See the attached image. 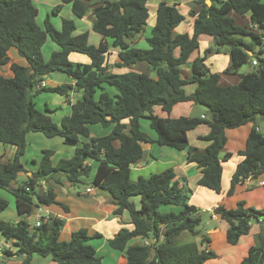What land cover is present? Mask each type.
<instances>
[{
  "label": "trees",
  "instance_id": "1",
  "mask_svg": "<svg viewBox=\"0 0 264 264\" xmlns=\"http://www.w3.org/2000/svg\"><path fill=\"white\" fill-rule=\"evenodd\" d=\"M60 1L71 5L77 18L86 14L84 0ZM211 1L209 6L205 0L197 2L202 7L192 14L195 19L191 36L174 32L184 20L176 5L166 1L159 3L155 24L146 39L149 47L141 49L131 44L146 29L149 0H104L96 5L92 10V30L101 36L98 46L89 44L87 33L73 35L75 24L72 20L63 19L60 30H56L49 20L44 21L43 27L39 26L36 22L38 10L32 0H0V65L9 63L10 48H15L27 63L26 66L10 64L11 77L0 75V144L15 148L10 162L0 160V190L12 195L20 216L16 223L0 219V235L14 243L16 256L24 257L21 264H30L35 255L50 257L58 264H101L100 257L88 244L100 234L89 235L81 228L73 231L68 241H61L63 219L48 216L36 228L26 221L40 206L60 205L67 210L57 201L52 188L46 187L42 193L38 190L41 182H59L60 176L71 186H77L92 175L91 184L110 194L116 206L114 215L128 213L133 229L122 228L108 240L111 249L124 255L126 264H205L216 257L213 251L200 250L194 240L189 241V238L201 235V218L195 215L197 209L188 203L191 191L178 186L172 168L139 177L135 182L131 180V166L143 154L141 143H153L159 147L186 150L188 162L195 163L201 170L198 185L219 194L221 164L231 156L225 154L223 160L219 159L226 143L225 130L264 120L263 51L254 53L252 45L245 43L243 37L249 36L257 42L258 35L235 24L233 19V13L240 16L250 13L251 24L264 29V0ZM61 5L54 9H60ZM201 35L213 39L215 52L219 53L224 47L229 50L231 65L224 74H237L250 58L257 62L255 70L241 75L236 85H219V75L209 72L203 57L189 62L191 54L198 49ZM47 38L59 49L45 60L41 50ZM110 47L120 49L115 67L146 62L151 74L109 71L105 57ZM176 49L179 50L177 56ZM246 51H251L252 55ZM71 53L87 56L90 63L74 65L69 60ZM184 68L189 72L185 73ZM54 71L74 79L76 87L65 84L37 89L36 84ZM104 84L113 87L117 94L110 96L104 91ZM188 84L195 85L190 95L184 91ZM73 89L81 91V98L72 104L71 114L64 117L60 125L36 109L32 101V96L41 92L66 95ZM98 90L101 92L96 99ZM186 101L205 107L208 119H171L153 115L156 105L169 112L176 103ZM142 119L148 120L155 139L142 129ZM201 124L209 127V133L200 137L209 145L199 154L189 146L187 132ZM90 125L112 126V129L107 135L90 138L76 148L70 158L60 159L56 164L52 161L53 151H42L36 170L22 185L13 186L25 171L20 158L25 152L27 133L38 132L47 138L62 137L76 143L80 137L89 138ZM115 142L119 143L117 147ZM238 154L243 159L233 173L226 192L228 196L248 177L264 173V133L254 126L247 137L245 150ZM135 196L140 198L139 209L131 201ZM166 206L181 209L163 210ZM7 207L8 201L0 196V213ZM213 212L228 223L226 242L231 246L248 235L253 223L261 225L254 245L241 264H264V208L246 207L244 202H239L231 209L218 205ZM184 236L187 239L183 240ZM137 238L147 239L149 244H129ZM206 240L201 236V243Z\"/></svg>",
  "mask_w": 264,
  "mask_h": 264
},
{
  "label": "crops",
  "instance_id": "2",
  "mask_svg": "<svg viewBox=\"0 0 264 264\" xmlns=\"http://www.w3.org/2000/svg\"><path fill=\"white\" fill-rule=\"evenodd\" d=\"M32 1L33 3L35 2V0ZM42 1L45 2L47 0ZM48 1H50V6L53 8V0ZM54 1H57V5L62 4L60 0ZM84 1L85 6L87 7V11L84 17L80 18V21L89 22V28L90 30H92L94 21L92 10L96 5L100 4L104 0ZM162 1H166V3L169 5H176L179 13L184 16L183 22L175 28V34H188L189 36L192 35L193 22L195 19V15L192 14L199 11L202 7V4L197 3L199 0H149L147 5L149 9V19L146 29L140 38L133 40L131 46L141 49H147L149 47L146 39L150 36V30L155 24L158 5ZM205 3L209 6L212 4V1L205 0ZM233 19L235 24L246 27L253 33L257 34L259 41H257L258 43H264V29H258L251 24L250 13H246L243 16L233 13ZM98 36L101 42V36ZM207 37H205V35L199 36L198 49L191 54L189 62L193 61L195 58L203 57L204 64L209 72L219 75V85L231 86L238 84L240 81V76L246 74L247 71L241 70L237 72V74H224L225 69L231 65L229 50H225L224 54H220L221 51L219 53L210 51L212 50L210 49V44L213 43V39L209 36ZM108 43H111L110 40H108ZM49 49L51 53L57 51V48L52 44L49 46ZM260 50L261 49H259L258 52ZM119 51V48H109L108 54L105 57V63L109 66V71L113 73L138 72L151 74L146 62H137L135 64L127 65L123 68L115 67L114 64L119 61ZM174 53L177 56L179 50L176 49ZM76 54L78 53H71L69 55V60L74 65H85L90 63V59L88 58L87 60L85 58V55L79 54L81 56H78ZM42 56L45 60L48 58L47 55L42 54ZM8 57L10 59L9 63L5 66H0V75L11 77L12 72L10 70V64L12 63L21 66L27 65L26 60L19 56L15 48L9 49ZM219 57H225V63L223 65H219ZM250 65L252 66L251 62ZM184 72L188 73L189 70L187 68H184ZM42 81L45 84L44 87L47 88L65 84L71 85L73 88L76 87L75 80L60 71H54L49 73L48 75H45L42 78ZM103 88L104 91H106L110 96H115L117 94V91L113 87L104 84ZM194 89V84H188L184 87V91L187 95L193 93ZM100 92L101 90L97 91L96 99L98 98ZM51 94L52 96H47ZM54 95H56V93L43 92L38 95H34L32 97V101L35 108L39 111L45 112L48 110L47 112H49L48 114L51 115V119L53 120V122L57 125H60L61 120L71 114L72 104H74L81 98V91L73 89L66 95H60L61 99L57 101H55ZM169 95L170 91L168 90L167 97H169ZM153 115L159 118L171 119H177L180 117H200L202 119H208L207 109L205 107H201V105L199 106L194 104L192 101L176 103L175 105H173L169 112L164 111L160 105H156L153 107ZM142 120H146L148 124L147 126L149 127L148 120ZM142 120L140 121L141 127ZM254 126L257 131L264 133L263 119L258 120L255 124L249 123L237 128L225 130L226 143L224 148L219 153V159L223 160L225 154H231V156L221 164V193L219 194L198 185V180L201 177V170L195 163L188 162L186 150L179 151L169 147H159L153 143L143 142L141 143L143 149L142 157L131 166V180L134 182L139 177H148L151 174L160 173L168 168H172L175 173V180L178 181V186L180 188H188L191 191L188 203L197 209L195 215L201 218L199 227L201 230V235L195 237L194 241L197 243L200 250L209 249L216 254L215 258L207 260L205 264H241V261L247 256L249 248L254 245L255 236L260 232L261 225L259 223H253L248 235L241 237L236 245L231 246L226 242V231L229 227L228 223L225 220L221 219L218 215H215L213 212L214 209L221 204L226 208H234L235 204L238 201H244L247 207H253L256 209L264 208V187L260 185V182L264 181V173L260 174L258 177H248L242 183L238 184L234 189L233 196H228L226 194V192L230 188L231 178L236 169V166L243 159V157L238 153L245 150L247 137ZM143 128L144 127H142V129ZM111 129L112 126L104 128L101 125H90L89 138L80 137L78 142L82 144L88 142L92 137H101L107 135L111 131ZM144 131L152 139L156 138L155 134L153 135L149 133L146 129ZM30 133L33 132H29L26 134L25 142L28 138L35 137L34 134L36 135V137H38L37 135L39 134L43 135L42 133L38 132L34 134ZM208 133L209 127L206 124H201L193 130L188 131L187 140L189 146L194 147L196 149V152L199 154L204 153L205 149L209 145V142L200 139V137H204ZM60 139L62 140V142L66 141L62 137H60ZM114 144L116 147L119 145L118 142H115ZM14 154L15 148L12 146H6L5 150L3 152H0L1 162H10ZM25 156L26 148L24 155L20 158L25 171L22 172L19 177L22 176L24 179H27L29 176H31L32 171L29 170L31 169V165L25 164V162H27V160L25 161ZM41 156L42 153L38 160H33L35 164L34 169L37 167V163L40 161ZM52 161L54 164H56L58 160L56 162L54 160ZM13 186H19L17 181ZM46 187L52 188L56 192L57 201L66 206L67 210H65L60 205L40 206L31 215L33 216V218H35V220L38 216H54L63 219L64 225L60 231L59 236L61 241H68L70 239L71 233L81 228L86 229L89 235L98 233L100 234V236L90 240L88 244L94 248L96 255L100 257L101 264H126L124 255L119 251L111 249L108 246V240L112 239L122 228L132 230L133 225L131 224L130 217L126 211H124L121 215H114L113 212L116 209V206L114 205L109 193L93 185H89L87 187H84L83 190H79L77 189V187L71 186L69 183H67L66 179L63 176H60L59 182H55L53 180L41 182V185L38 187L39 192L42 193L43 191H45ZM87 188H92V192L86 193L85 190ZM134 199L135 198L132 197L131 201L134 203L136 208L139 209L140 198L138 201V206ZM13 208L15 209V206L10 203L9 209H5L0 213V219L5 222H18L20 216ZM164 209L166 211H179L181 207L166 206L165 208H163V210ZM30 217L28 218V222ZM201 236L207 238V240L201 243ZM2 239L3 237L2 235H0V241ZM11 243L14 247L13 250L11 249L9 251L11 255H7L6 251L0 253V264H21L24 257L16 256V247L12 241ZM129 244L148 245L149 240H142L137 238L131 240ZM30 264L58 263L54 262L50 257H39L35 255L31 258Z\"/></svg>",
  "mask_w": 264,
  "mask_h": 264
},
{
  "label": "rangeland",
  "instance_id": "3",
  "mask_svg": "<svg viewBox=\"0 0 264 264\" xmlns=\"http://www.w3.org/2000/svg\"><path fill=\"white\" fill-rule=\"evenodd\" d=\"M34 3H35V6H36V8L38 10V15L36 17V22H37V24L39 26L43 27L44 21L45 20H49V22L52 24V26L56 30H60L61 29V21L63 19L72 20L74 22V24H75V30H74L73 35L76 36V35H80V34H83V33H87L88 34V42H89V44L94 45V46H98V43L100 42L99 36L96 33H94L92 30H90L89 22H87V21H82L81 22L80 18H77L72 13L71 5L62 4L61 8L56 10L54 8H56L59 5H57V1L55 2L54 0H53V8L50 6V1H48V0L45 1V2H43L42 0H35ZM205 37H207V36H205ZM243 40L245 41V43H248V44L252 45L255 54H258V50L261 49L263 51L262 55L264 56V43H258L256 41H254L249 36H244ZM51 44L54 47H56L57 50L59 49L58 46L50 40V38H47L46 43L42 47L43 51L41 50V52H42V54L47 55L48 58L51 55V52H50V49H49V46ZM210 49H212L210 51L215 52L216 46L213 43H211L210 44ZM225 50H227V48H225V47L221 48L220 49V51H221L220 54H224ZM201 54H202V52H201ZM76 55L81 56L79 54H76ZM85 58L88 60V57L85 56ZM224 59H225V57H219V65H223L225 63ZM250 62H251V58L249 59V63H246L245 65L240 67L237 72H239L241 70L247 71L246 73L253 72L255 70V68L250 65ZM5 65L6 64L0 65V66H5ZM243 73H245V72H243ZM41 93H43V92H41ZM47 96H52V94L51 95H47ZM54 96H55V98H54L55 101L61 99L60 95L56 94ZM201 107H203V106H201ZM44 113L48 114L49 112L45 111ZM49 116L51 117V115H49ZM141 124H142V127H144L143 130L146 129L149 133L154 135V133L147 126L148 124H147L146 120H142ZM34 133H37V132H33V133H30V134H34ZM34 136L35 137L28 138L26 140V156H25V161L27 160V162H25V164L31 165L30 166L31 169H29V170L32 171V172H34L36 170V168H37L36 167L34 169L35 164H34L33 160H38L40 158V155H41L42 151H45V150L53 151L54 155L52 156V160H54L56 162L59 159L70 158L73 155L75 149L82 145L79 142L71 143V142H66L65 140H64L65 142H62L60 137L47 138V137H44L43 135H40V134L37 135L38 137H36L35 134H34ZM5 148H6V146L0 144V152H3L5 150ZM28 174H29V172H28ZM25 179L22 176H20L17 179L18 185H22L23 182L25 181ZM91 181H92V175L90 177H87V178L83 179V184H79V185H77L75 187H77V189H79V190H81V189L83 190L84 187L92 185ZM186 189H188V188H186ZM233 193L230 196H233ZM0 196L5 198L8 201L9 205H10V203H12V205L14 206V198L12 197V195L10 193L0 190ZM134 198H135L134 200L136 201L137 206H138L139 198L138 197H134ZM239 202H244V201H238L235 204V207H236V205ZM9 205H8L7 209H9ZM245 206H246V203H245ZM29 217L26 218L27 222H28V218ZM34 222H35V218H33V216H31L30 219H29V222H28L31 227L34 224ZM201 227H202V225H201ZM260 230H261V228H260ZM185 238L186 237L184 236L183 240H185ZM193 240H194L193 238H189V241H193Z\"/></svg>",
  "mask_w": 264,
  "mask_h": 264
},
{
  "label": "built area",
  "instance_id": "4",
  "mask_svg": "<svg viewBox=\"0 0 264 264\" xmlns=\"http://www.w3.org/2000/svg\"><path fill=\"white\" fill-rule=\"evenodd\" d=\"M251 64H252V66H256L257 65V62H256V60H252L251 61ZM45 86V84H44V82L43 81H40L38 84H36V88L37 89H39V88H42V87H44ZM260 185L261 186H263L264 185V181H262V182H260ZM26 190H28L27 188H26ZM92 188H87L86 190H85V192L86 193H91L92 192ZM42 219H43V221H46L47 219H48V216H46V217H43V216H38L37 218H36V220H35V222H34V224L32 225V227L33 228H36V227H38V226H40V223H41V221H42ZM13 244L11 243V241H8V240H5L4 238L0 241V253H3V252H9L11 249L13 250Z\"/></svg>",
  "mask_w": 264,
  "mask_h": 264
},
{
  "label": "water",
  "instance_id": "5",
  "mask_svg": "<svg viewBox=\"0 0 264 264\" xmlns=\"http://www.w3.org/2000/svg\"><path fill=\"white\" fill-rule=\"evenodd\" d=\"M246 53L251 56L252 55V52L251 51H246Z\"/></svg>",
  "mask_w": 264,
  "mask_h": 264
}]
</instances>
